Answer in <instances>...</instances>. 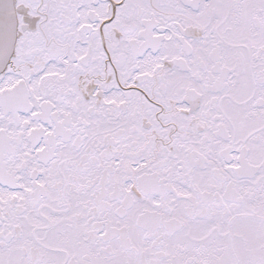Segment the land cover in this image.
I'll return each mask as SVG.
<instances>
[{
  "label": "snow or ice",
  "instance_id": "snow-or-ice-1",
  "mask_svg": "<svg viewBox=\"0 0 264 264\" xmlns=\"http://www.w3.org/2000/svg\"><path fill=\"white\" fill-rule=\"evenodd\" d=\"M0 264H264V0H0Z\"/></svg>",
  "mask_w": 264,
  "mask_h": 264
}]
</instances>
